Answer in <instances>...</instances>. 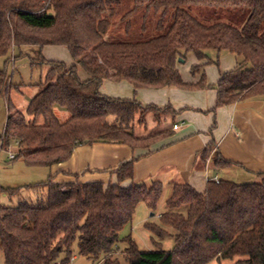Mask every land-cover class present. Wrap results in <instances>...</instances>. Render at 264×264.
Returning a JSON list of instances; mask_svg holds the SVG:
<instances>
[{
  "label": "trees",
  "instance_id": "trees-1",
  "mask_svg": "<svg viewBox=\"0 0 264 264\" xmlns=\"http://www.w3.org/2000/svg\"><path fill=\"white\" fill-rule=\"evenodd\" d=\"M189 5L243 8L250 15L242 27L206 25L186 9ZM23 45L65 46L74 61L68 66L43 56L33 59V65L49 69L27 113L9 100L12 84L0 70V99L7 101L0 150L16 146L14 160L31 166L66 162L77 147L93 143L149 150L171 134L166 130L137 136L135 126L145 123L148 113L161 123L176 111L171 105L161 108L135 98L109 97L101 92L106 80L126 81L135 90L215 88L213 111L264 96V0H0V55ZM210 51L232 53L238 62L215 86L203 72L206 65L217 63ZM188 54L203 62L191 69L194 75L202 72L197 83L185 82L178 69ZM56 105L69 111L67 121L56 116ZM211 155L216 167L233 164L215 143L202 152L204 159ZM138 160L108 170L116 183L59 182L50 176L42 183L0 187L11 202L18 200L0 206L5 264H69L75 241L78 254L96 264H123L120 256L125 264H209L237 257L234 264H264V172L252 183L209 181L204 192L175 183L161 225H145L157 238L172 237L171 249L154 242V249L145 250L131 235L121 239L138 205L156 211L165 190L160 181L122 185L133 178ZM120 241L127 246L123 252Z\"/></svg>",
  "mask_w": 264,
  "mask_h": 264
},
{
  "label": "crops",
  "instance_id": "crops-1",
  "mask_svg": "<svg viewBox=\"0 0 264 264\" xmlns=\"http://www.w3.org/2000/svg\"><path fill=\"white\" fill-rule=\"evenodd\" d=\"M221 53H217V58ZM191 58V69L193 65L203 63L193 54H188L185 62ZM212 60L219 61L214 58ZM237 63L236 56L230 53L221 60L219 73L213 69L216 63L206 65L203 72L207 83L215 86L221 74L234 70ZM178 69L181 73L179 64ZM191 74L194 79L184 76L183 80L197 83L202 78V72L194 75L191 70ZM165 89L135 90L126 81H104L101 92L109 97L133 99L132 90L139 93L138 101L142 104H155L161 108L171 105L176 111L172 117L173 126L168 129L171 134L149 150L133 149L116 143L81 145L74 150L68 161L49 167V175L59 182L78 180L116 183V175L108 170L117 168L124 161L138 158L133 178L124 181L122 185H151L153 181H160L165 189L168 187L172 191L175 183H188L199 192H204L209 178L217 176L219 180H225L220 172L227 168L216 167L212 155L206 159L202 157V152L211 143H215L225 160L233 162L232 168L239 178L252 181L259 177L258 173L264 172V96L222 106L213 111L217 102L215 88L186 91ZM175 125L179 126L178 129H174Z\"/></svg>",
  "mask_w": 264,
  "mask_h": 264
},
{
  "label": "rangeland",
  "instance_id": "rangeland-1",
  "mask_svg": "<svg viewBox=\"0 0 264 264\" xmlns=\"http://www.w3.org/2000/svg\"><path fill=\"white\" fill-rule=\"evenodd\" d=\"M186 9L199 21L206 25L224 22L237 27H242L250 15L249 9L243 8H223L203 5H189L186 6ZM150 34L156 35L155 32H152ZM209 55L211 58L219 60L213 68L217 73H219V69H221V60L227 55H230V53L222 52L219 58H217L216 51H210ZM41 56L47 58V60L65 62L68 66L73 64V59L68 48L60 45H50L45 47L44 50L43 48L35 45H23L21 47L13 46L12 48H10L7 54L0 55V70L6 73L12 84V89L9 91L8 98L18 110L24 113H27L30 101L37 94L38 85L45 81L46 74L49 69V67L45 64H32L33 59H38ZM191 62L192 58L185 63H179L183 79L184 76H188L189 79H194L191 74ZM78 72L82 78L86 77V73L81 66L78 67ZM169 89L186 91V89H180L177 87L166 88L165 90ZM131 94L132 98L139 100V93H134L131 90ZM54 111L56 116L62 122L68 120V118L70 117L69 111L60 105H56ZM180 111L181 110H179L178 112ZM6 116L7 101L5 98H1L0 132H2L4 129ZM39 122H42V119H40ZM172 126V116L169 115L165 117V119L161 123H158L155 120L153 114L148 113L146 115V122L143 124H136L134 132L137 136H147L156 132L166 131L172 128ZM17 151L18 150L16 149V146H12L9 150H0V187L15 188L48 181L50 176L49 167L31 166L24 160L10 161L9 154H17ZM230 167L231 168L227 167L220 172L222 174V178L225 180L234 181L239 184L258 182L260 180L259 177H256L253 178L252 181H245L247 179L239 178L235 172V169L232 168V165ZM148 183L149 182L147 181V184ZM170 192L171 188L166 187L156 211L149 210L144 203L139 204L132 222L126 225L120 232V238L123 239L131 235L138 244L139 248L145 250L154 249V242L161 243L163 248L165 249H171L174 246V239L172 237L166 236L163 238H157L145 228V225L148 222L161 225L160 216L166 210V201L169 197ZM17 201L18 200L14 198L13 202H11V200H9L7 196L0 194V206L16 204ZM165 228L167 229V231L172 233L171 227ZM118 244L120 246L119 252H123L127 247L123 241H120ZM72 248L74 251V258L71 259L69 264H96L93 260H90L87 257L78 254L77 241H75ZM117 256L119 257L120 254H118ZM239 258L240 257H237L233 260L226 259L220 262L218 260H214L209 264H234ZM120 259L122 263L125 264L124 258H122V256H120ZM58 263L60 264V262ZM0 264H5V257L2 252H0Z\"/></svg>",
  "mask_w": 264,
  "mask_h": 264
},
{
  "label": "built area",
  "instance_id": "built-area-1",
  "mask_svg": "<svg viewBox=\"0 0 264 264\" xmlns=\"http://www.w3.org/2000/svg\"><path fill=\"white\" fill-rule=\"evenodd\" d=\"M178 125H175L174 126V129H178ZM15 157H16V154H14V153H10L9 154V160L10 161H13L14 159H15ZM209 181H215V182H217V183H219L220 182V180H219V178L216 176V177H214V178H209V180H208V182ZM74 258V257H73ZM55 264H59L58 262H56Z\"/></svg>",
  "mask_w": 264,
  "mask_h": 264
},
{
  "label": "water",
  "instance_id": "water-1",
  "mask_svg": "<svg viewBox=\"0 0 264 264\" xmlns=\"http://www.w3.org/2000/svg\"><path fill=\"white\" fill-rule=\"evenodd\" d=\"M50 16H52V14H50ZM179 62L183 63V62H185V60L180 59Z\"/></svg>",
  "mask_w": 264,
  "mask_h": 264
}]
</instances>
